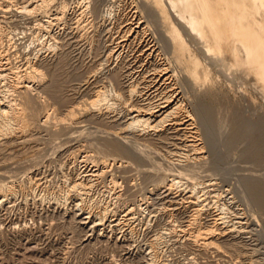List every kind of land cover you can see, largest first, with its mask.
I'll return each mask as SVG.
<instances>
[{
	"label": "rangeland",
	"instance_id": "1",
	"mask_svg": "<svg viewBox=\"0 0 264 264\" xmlns=\"http://www.w3.org/2000/svg\"><path fill=\"white\" fill-rule=\"evenodd\" d=\"M40 1L0 0V65L26 67L41 49L43 74L0 80V98L19 103L28 85L27 114L39 117L0 133V264H264V92L253 76L212 64L205 97L168 64L158 20L136 12L143 0H50L26 13ZM165 68L176 77L163 80ZM99 89L121 95L108 97L113 109L91 105ZM171 94L188 114L126 129Z\"/></svg>",
	"mask_w": 264,
	"mask_h": 264
},
{
	"label": "bare ground",
	"instance_id": "2",
	"mask_svg": "<svg viewBox=\"0 0 264 264\" xmlns=\"http://www.w3.org/2000/svg\"><path fill=\"white\" fill-rule=\"evenodd\" d=\"M4 1H6V0H4ZM140 1H142V0H140ZM143 1H144V4H147V5H142L143 2H141V5L143 6L142 7L143 9H141V7H140L141 5L137 6V4H136V7H135L136 12H138L139 14H142V12L144 10V6L145 7L147 6L146 8H149L148 10L151 9L150 10L152 12L151 16H153V15L155 16V19L158 20V22H159L158 24L161 27V32H163L166 36V38H165V36H163L164 40H165L164 43L167 42L168 43V44L166 43L167 47L169 45V48H170V51L168 48V51L171 53V55H169L167 57L168 64L169 65L174 64V66H176V68L177 67L179 68L180 72L183 73L184 77L183 76L182 77L186 78L188 80V83L191 85V86L190 85L189 86L193 87V90L195 91V93H196V91L201 90V94L203 93L204 96L208 97V98H209L210 94L213 93L212 92L213 91L212 86H213L214 82H216L215 81L216 75L214 74V71L212 70V67H213L212 64H214L217 67L221 66V68H222V70H224V72L225 71H227V72L228 71H234L235 74L237 73L236 77L238 79H241V80H244L245 77H247V76H253L255 82L260 85V89L264 92V0H143ZM49 2H50V0H41L39 2V4H36L33 8H31V9L24 8V9H25L26 13L32 12V11L38 10L39 8H43V7L46 8L49 5ZM83 3H85V2H83ZM86 3H87V0H86ZM64 7L66 8L64 3L60 4L61 9H63ZM148 10L147 11L145 10V12H148L147 14L150 15ZM111 11H112V8L110 10H108L107 12L110 13ZM149 15H147V16H149ZM148 22H149L148 20L144 21V23H146V24H148ZM186 36L188 38H186ZM166 39H167V41H166ZM48 43H50V42H48ZM191 43H193L194 46H192ZM14 44H15V41H14ZM45 45H47V44H45ZM27 46L29 47V45H27ZM52 46L54 47L56 45H52ZM52 46L50 44V46H46L47 48L46 47L45 48L47 50H49L48 48L51 47V49H52L53 48ZM22 48L25 49L26 47L24 48V46H23ZM27 49L28 48H26V50ZM30 49H31V47H30ZM37 49H38V47H37ZM32 50L35 51L34 47ZM40 50L41 49H39L35 52L34 59H36V61L34 62V59L32 58L33 59L32 60L30 58L31 60L27 61V64H26L27 66L25 67L23 65L25 68L24 67L20 68V66H19V68L18 67L15 68V66H16L15 65L14 68H9V69L5 68L4 69V68H2L4 65L3 66L0 65V80L4 81V80L10 78L11 82H14L17 85L19 83L30 82V81H35V80L40 79L43 74L37 68L38 66L36 65V64H38L37 59H38V53ZM42 50H43V48H42ZM30 52H32V51L30 50ZM169 52H168V54H170ZM26 57H28V56H26ZM5 60H6V58H5ZM5 60L3 59V61H5ZM206 60L210 61L211 64L208 63ZM3 61H2V63H5ZM8 62H9V60H8ZM8 62H7V64L10 65ZM210 66H212V67H210ZM7 67H10V66H7ZM46 69H45V71H46ZM165 70H166V68H165ZM179 70H178V73H179ZM166 71H167V72H165L166 74H164V76L166 75V77H164L163 80L172 79L175 76L174 70H166ZM115 73H113V75L118 74L117 72H115ZM168 73H169V75H168ZM181 73H179V75ZM113 75H111V77ZM111 77H110V79L112 80V78H113L114 79L113 82H114L115 77H112V78ZM183 80H185V79H183ZM52 82H54V81H52ZM108 82H109V80H108ZM116 83L114 82V84H113L115 87L118 85ZM118 83H119V81H118ZM15 84H13V86H15ZM110 84H111V82H110ZM129 84H130V86H128L129 89L127 88L128 89L127 93H129V92L135 93V85H133L131 83H129ZM111 85H110V87H112ZM104 88L105 87H103L102 89H104ZM117 88H118V86H117ZM28 89H30L28 87V85L25 86V91L23 93L24 94L23 95V101L20 103L17 102V100L15 98L6 97L7 95L5 97H3L1 94V96H2L0 98V133L1 134H8L11 131L13 132L14 129H19V128L24 129V128H27V126H30V125L32 126L35 124L33 122H34V120L37 119L38 115L34 116L31 114H27V109L33 103V100H34L33 97H31L29 95ZM44 89H45V87H44ZM102 89L101 90L99 89L95 92V94H94L95 96H94L93 100L90 101L92 106L98 107L100 104L104 103L108 107H110L111 103L109 102L110 98L108 99V97L111 94L108 91L109 88L107 89V91H104ZM111 89H113V88H110V90ZM35 93L37 94V90ZM113 93L114 92H112V94ZM114 95H116L117 97L121 96V95L116 94V93ZM114 95L113 96L111 95V96L115 97ZM175 95L176 94H174V96ZM14 96L16 97L17 95L14 94ZM172 97H173V95L171 97L168 96L165 99L167 104L157 105L156 106L158 108L157 110L151 111L150 110V108L152 107L151 104H150L151 107L148 106V108L146 110H142L141 108L137 109L136 108L137 106H136L135 107L137 109V110H135L136 114L134 116H132L130 121L128 120L129 122H126V123H128V125L126 124L128 126V127H126V129L130 128L133 131L134 130H140V132L141 131H147L148 129L155 128V127L159 126V124L161 126V123L163 124L164 120L166 121V119H168V117H170L172 115L174 117H177L176 115L180 116V114L182 112H185V113L187 112V114H188V111L183 110V107H181L178 104L179 100L181 98H179V99L175 98L174 100H172ZM202 98H203V96H202ZM210 100H212V99H210ZM40 101H42V100H40ZM204 102H205V99H204ZM49 104H50V102H49ZM205 104H207V103H205ZM38 105H40V103ZM42 106L44 107V105H42ZM112 106L113 105H111V107ZM144 106L145 105H143V107ZM203 106L205 107L206 105H203ZM95 107H93V108H95ZM111 107H110V109H111ZM112 109H113V107H112ZM145 111H147V112H145ZM207 112H208V110H207ZM49 113L44 114V115H46L47 119H50ZM71 113H72V111H71ZM207 114H209V112ZM53 115H55V114H53ZM72 115H74V114H72ZM152 118H154V119H152ZM170 119H171V117H170ZM36 121H38V120H36ZM45 121L47 122L46 119H45ZM42 122H44V120H42ZM50 122H51V119H50ZM56 122H58V121H56ZM34 126H32V127H34ZM40 126H42V125H40ZM48 127H50V126H48ZM35 128H37V126ZM47 132H48V130H47ZM52 132H53V130H52ZM142 133H144V132H142ZM135 134H137V133H135ZM145 134H146V132H145ZM138 135H140V134H138ZM141 136H143V135H141ZM112 141H111L110 145H107L106 143H105L106 145H104V143H103L105 148L109 149L110 151H114L118 154L124 153L123 151L126 148L122 147V148H124L123 150L120 148L124 144L120 141L122 143V145L120 144V147H119L118 144H115L118 140H115L116 142H114V144ZM128 154L130 156V153H128ZM192 165L193 164H190L189 167H191ZM181 168H182V166H181ZM178 172H177V174H178ZM180 172H181L180 174H183L182 173L183 171H180ZM184 173H185V171H184ZM190 175H192V174H190ZM191 178H192V176H191ZM76 185L80 186L81 183L80 182L76 183ZM73 187H76V186L73 185ZM80 188L82 190V187H80ZM78 195H79V193H78ZM218 198H219V196H218ZM260 198L264 202V192L262 193V197H260ZM223 203L224 202L217 205L218 208L222 212H224L225 209H227L224 207ZM208 228H210V227H208ZM210 231H212L211 228H210ZM210 231L208 232V234L210 233ZM212 236H213V233H212Z\"/></svg>",
	"mask_w": 264,
	"mask_h": 264
}]
</instances>
